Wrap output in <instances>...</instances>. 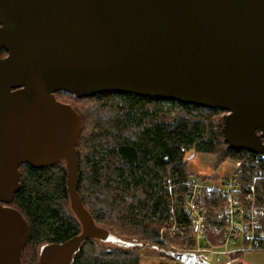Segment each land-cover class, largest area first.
I'll use <instances>...</instances> for the list:
<instances>
[{
  "label": "water",
  "instance_id": "water-1",
  "mask_svg": "<svg viewBox=\"0 0 264 264\" xmlns=\"http://www.w3.org/2000/svg\"><path fill=\"white\" fill-rule=\"evenodd\" d=\"M2 50L0 264H21L29 238L27 221L9 204L23 163L64 162L68 205L80 224L76 235L41 244L34 264H71L88 238L149 246L98 225L83 205L81 120L58 91L222 109L228 147L264 154V0H0ZM152 247L182 264H205L192 252Z\"/></svg>",
  "mask_w": 264,
  "mask_h": 264
},
{
  "label": "trees",
  "instance_id": "trees-1",
  "mask_svg": "<svg viewBox=\"0 0 264 264\" xmlns=\"http://www.w3.org/2000/svg\"><path fill=\"white\" fill-rule=\"evenodd\" d=\"M54 95L69 102L81 120L75 145L78 196L93 220L115 235L149 245L146 248L156 245L182 251L194 245L193 229L187 228L183 235L171 234L164 223L191 173L186 166L189 150L214 155L215 168L227 159L239 163L240 184H253L259 200L264 201V162L256 161L251 151L228 147L222 119L218 122L210 115L217 111L214 108L170 101L181 112L169 116L159 113L158 105L168 100L115 92L81 98L65 91ZM19 172V189L9 204L29 225L21 264H34L37 247L76 235L80 224L68 205L63 161L40 168L23 163ZM202 201L211 210L216 200ZM178 218L187 219L186 215ZM261 223L264 225V217ZM104 244L86 239L71 264H146L139 246ZM162 256L171 263L158 264H182L176 257L163 252Z\"/></svg>",
  "mask_w": 264,
  "mask_h": 264
},
{
  "label": "built area",
  "instance_id": "built-area-1",
  "mask_svg": "<svg viewBox=\"0 0 264 264\" xmlns=\"http://www.w3.org/2000/svg\"><path fill=\"white\" fill-rule=\"evenodd\" d=\"M255 160L264 162V154H255ZM235 164L239 167V163ZM238 167L219 180L191 172L185 178L182 196L172 201V213L164 222L171 234L183 235L187 228L193 229L197 247L184 249V252L199 255L205 264H211L213 254L226 253L239 241L240 246L248 250H264V225L261 223L264 201L259 200L253 184L248 182L247 187H242L237 176ZM202 198L215 199V203L211 202L213 209L210 210ZM176 211L179 212L177 216ZM182 215L187 219L178 218ZM213 241L220 245H212ZM200 242L205 245H199Z\"/></svg>",
  "mask_w": 264,
  "mask_h": 264
},
{
  "label": "rangeland",
  "instance_id": "rangeland-1",
  "mask_svg": "<svg viewBox=\"0 0 264 264\" xmlns=\"http://www.w3.org/2000/svg\"><path fill=\"white\" fill-rule=\"evenodd\" d=\"M68 93V92H67ZM73 95V94H72ZM69 103V102H66ZM161 108V111L159 113H168L169 116H174L181 112V107L178 105H175L174 103H170L168 101H164L160 104H158ZM217 111H214L210 115L212 116V119L215 121L220 122V120L224 119V116L226 114V111L222 109H215ZM165 111V112H164ZM197 111V110H195ZM195 111L193 113H195ZM186 166L187 168L195 173V174H201L206 177H214L216 180H219V178H223L226 176H229L232 174L235 169L238 167L235 162L231 161L230 159L225 160L220 164L218 168L214 167V161L215 156L214 155H207L202 153H194L189 150L188 153H186ZM215 242V241H214ZM219 244V242L214 243ZM241 242L239 241L236 246H233L230 248L231 250L227 251L226 253H219V254H213L211 257V264H264V250L263 251H257V250H248L244 245L240 246ZM105 246H111L110 244H104ZM199 245H205L204 243L200 242ZM197 247V240L195 239L194 245L190 248ZM190 248H187L188 250ZM139 255L142 257L143 263L146 264H158L161 261H165L168 263H171V260L168 259L166 256H162V252L153 249V248H146L145 246L139 248ZM184 251V249H183ZM38 254V247L36 248V257ZM27 255V253H26ZM218 255V260L216 259ZM37 259V258H36Z\"/></svg>",
  "mask_w": 264,
  "mask_h": 264
},
{
  "label": "flooded vegetation",
  "instance_id": "flooded-vegetation-1",
  "mask_svg": "<svg viewBox=\"0 0 264 264\" xmlns=\"http://www.w3.org/2000/svg\"><path fill=\"white\" fill-rule=\"evenodd\" d=\"M0 54H1V56H5L6 55V52H4V50H2L1 52H0ZM116 94H119V93H116ZM120 95V94H119Z\"/></svg>",
  "mask_w": 264,
  "mask_h": 264
}]
</instances>
